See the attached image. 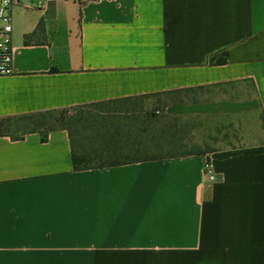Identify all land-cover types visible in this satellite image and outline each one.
Instances as JSON below:
<instances>
[{"label": "crops", "instance_id": "crops-1", "mask_svg": "<svg viewBox=\"0 0 264 264\" xmlns=\"http://www.w3.org/2000/svg\"><path fill=\"white\" fill-rule=\"evenodd\" d=\"M11 48L0 120L176 97L264 133V0H17ZM0 264H264V139L73 171L64 130L0 136Z\"/></svg>", "mask_w": 264, "mask_h": 264}, {"label": "trees", "instance_id": "trees-1", "mask_svg": "<svg viewBox=\"0 0 264 264\" xmlns=\"http://www.w3.org/2000/svg\"><path fill=\"white\" fill-rule=\"evenodd\" d=\"M40 30V25L36 31ZM34 34L24 37L29 44ZM176 93H169L172 95ZM147 98V97H143ZM130 99L92 104L64 111H48L0 120V136L20 140L25 134L38 133L40 140L55 131H66L69 138L73 171H86L115 167L138 162L155 161L187 155H203V151L190 135L189 120L171 116L165 121L154 119L139 127L124 123L125 118L89 113V109ZM70 111L74 113L69 115ZM127 111V110H126ZM264 129V116L260 114ZM15 121L12 127L11 122ZM10 128L16 133L12 134Z\"/></svg>", "mask_w": 264, "mask_h": 264}, {"label": "rangeland", "instance_id": "rangeland-1", "mask_svg": "<svg viewBox=\"0 0 264 264\" xmlns=\"http://www.w3.org/2000/svg\"><path fill=\"white\" fill-rule=\"evenodd\" d=\"M197 95V94H196ZM201 97V95H199ZM193 97V95H190ZM176 98V97H175ZM173 97H155V98H133L127 101H122L114 104H104L96 109H89V113L99 115H108L110 112L111 117H116L118 122L121 123L122 118H125L124 123H132L133 126L139 127L154 119L165 121L167 118L163 117L165 114L162 111L161 105L171 100H176ZM127 110V111H126ZM70 111L69 115L73 114ZM167 116V115H166ZM121 118V119H120ZM189 120L192 124L190 135L193 136L194 142L203 151H207L205 147L210 148L212 151L217 149L226 148L229 146H238L256 142L259 139H264L254 130L253 121L249 118L243 119H203V118H183ZM12 127L15 121L11 122ZM12 134L16 133L13 128H10ZM206 154V152L204 153Z\"/></svg>", "mask_w": 264, "mask_h": 264}, {"label": "built area", "instance_id": "built-area-1", "mask_svg": "<svg viewBox=\"0 0 264 264\" xmlns=\"http://www.w3.org/2000/svg\"><path fill=\"white\" fill-rule=\"evenodd\" d=\"M17 0H0V76L12 74L11 7ZM205 175L213 179L209 163L203 165Z\"/></svg>", "mask_w": 264, "mask_h": 264}]
</instances>
